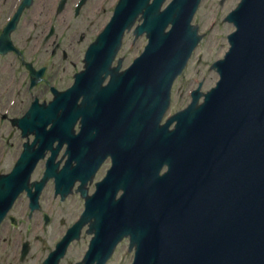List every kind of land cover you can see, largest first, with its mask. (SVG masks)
<instances>
[{"label": "water", "instance_id": "95a60500", "mask_svg": "<svg viewBox=\"0 0 264 264\" xmlns=\"http://www.w3.org/2000/svg\"><path fill=\"white\" fill-rule=\"evenodd\" d=\"M163 1L121 0L66 95L63 109L83 97L81 175L94 159L113 160L96 194L82 191L92 248L116 243L123 232L136 246L137 264H264V0H242L226 18L236 31L203 105L159 127L172 82L200 40L190 26L200 0H173L160 12ZM140 14L134 34H146L144 53L101 89L124 31ZM162 162L170 168L160 177ZM120 187L127 191L116 201L111 192ZM58 257L51 254L49 264Z\"/></svg>", "mask_w": 264, "mask_h": 264}, {"label": "flooded vegetation", "instance_id": "af4514ba", "mask_svg": "<svg viewBox=\"0 0 264 264\" xmlns=\"http://www.w3.org/2000/svg\"><path fill=\"white\" fill-rule=\"evenodd\" d=\"M81 1L34 0L16 29L0 42V173L13 167L25 143L17 121L34 101L47 104L55 93L68 89L82 69L85 49L93 40V0H84L76 11ZM4 4L9 9L0 15V36L19 0ZM56 161L62 166L65 158ZM66 221L58 222L67 229L71 223ZM56 222L53 217L51 223Z\"/></svg>", "mask_w": 264, "mask_h": 264}, {"label": "rangeland", "instance_id": "374dc122", "mask_svg": "<svg viewBox=\"0 0 264 264\" xmlns=\"http://www.w3.org/2000/svg\"><path fill=\"white\" fill-rule=\"evenodd\" d=\"M12 2L13 0H10L9 4H11ZM238 2L239 0H227L223 5V7H219L218 0L202 1L193 20V23L199 25L200 30L202 32H206L208 34L207 39L203 41V44H201L200 48L196 52V57L202 56V63L200 65H197L195 60L186 70V72L183 75V78L179 80V82L176 84L174 93L172 94V105L170 112H175L181 109L182 107H185L188 104V98H186L185 95L181 96V92L185 87L192 85L191 83L192 80H193V84H195L196 81H200L201 75L204 74L205 85L203 90L212 87L215 81L217 80V76L215 75V73L209 71V65L215 60L222 58L225 51L228 48L226 36L233 31V27L229 24L224 23L223 18L230 10H232L237 5ZM106 6L107 5L104 4L103 8H106ZM102 11L103 9L100 10V12ZM103 24L104 23L102 17L96 19V22L93 21V34H95L103 26ZM131 38H132L131 35L125 37L123 48L119 54L124 59L123 68L126 67L131 62L133 57H135L142 49L141 48L142 41H139L138 43L132 46ZM196 74L198 75V77H194ZM182 87L183 89H181ZM38 174L39 172L36 173V176ZM51 193H52V189L50 188V190L45 191L43 194L42 204L44 208L58 212H60L61 209H70L73 213V216L77 213V205H78L76 204L77 199L72 198L66 204H59L58 202L53 203L51 202V198H50ZM20 201H22V205L25 202H27V200H23V199H21ZM13 215L22 216L23 214L19 213ZM60 218L61 217L57 218V222ZM71 218L67 219V222ZM59 228L57 226L55 227L50 226V230L48 231V235L46 236V239H48L49 244L50 242L52 243V241L54 240L53 233L58 230H61ZM19 235L20 233L18 231L12 230L10 234H6L3 236V238L0 239V264H9V263L17 264L16 257L18 255V251L12 249L10 247V243L14 242L16 245H18L19 237H20ZM6 237L9 239L8 245H6L5 243ZM29 238H31V236H29ZM87 241L88 238H84V240L80 241L76 245L79 248V250H76L74 248L72 253L69 254V257L72 260L76 257H77L76 261L78 260L82 251L86 249ZM38 247H36V245L34 246V250L31 254V258L27 262V264H41L43 255H41L40 257L39 255L40 250H38ZM120 252L118 253L117 256H115V258L110 264H126L128 262L129 258L128 259L120 258L119 256Z\"/></svg>", "mask_w": 264, "mask_h": 264}, {"label": "bare ground", "instance_id": "6f19581e", "mask_svg": "<svg viewBox=\"0 0 264 264\" xmlns=\"http://www.w3.org/2000/svg\"><path fill=\"white\" fill-rule=\"evenodd\" d=\"M59 113H61V112H59ZM67 114H70V113H67ZM63 115V114H62ZM62 115H61V117H60V119H59V122H61L62 121ZM142 152H145L144 150H142Z\"/></svg>", "mask_w": 264, "mask_h": 264}]
</instances>
